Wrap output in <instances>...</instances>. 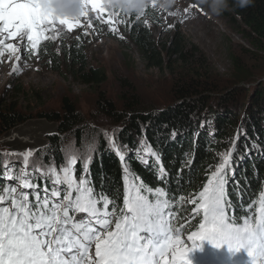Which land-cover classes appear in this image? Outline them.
Wrapping results in <instances>:
<instances>
[{
    "label": "snow or ice",
    "instance_id": "6c2138e0",
    "mask_svg": "<svg viewBox=\"0 0 264 264\" xmlns=\"http://www.w3.org/2000/svg\"><path fill=\"white\" fill-rule=\"evenodd\" d=\"M121 2L134 4L138 0ZM220 2L215 0L217 5ZM79 3V14L70 17L55 14L51 0H0V58L6 53L8 60L14 57L12 74H18L22 63L26 66L25 56L39 59L42 42L57 39L59 26L70 33L82 26L83 17L88 28L95 30L89 7L112 32L118 30L116 23H124L115 19L117 12L108 11L113 0ZM106 11L108 17L102 20ZM8 40L14 43H6ZM109 143L123 163L125 156L114 138H109ZM142 147L144 162L149 156L160 162L150 145ZM235 150L233 143L201 190L191 194L187 203L195 207L179 226L174 223L178 217L175 194L137 183L127 166L123 168L121 203L119 197L97 193L89 179L92 156L84 162L79 179L75 155L57 166L30 160L33 152L29 150L23 153L18 170L15 162L6 160L4 177L9 183L0 185V264H190L187 254L202 240L217 248H244L250 264H264V192L248 205L242 222L227 210L226 186ZM165 171L159 168V174ZM195 217L202 218L185 240L182 234Z\"/></svg>",
    "mask_w": 264,
    "mask_h": 264
},
{
    "label": "rangeland",
    "instance_id": "374dc122",
    "mask_svg": "<svg viewBox=\"0 0 264 264\" xmlns=\"http://www.w3.org/2000/svg\"><path fill=\"white\" fill-rule=\"evenodd\" d=\"M125 8L133 10L128 12L136 16V20L147 24L150 37L159 47L166 64L160 69L153 68L123 36L120 23L115 24L116 32L110 31L109 25L97 20V13L90 7L88 16L95 24V30L89 29L87 20L81 17V27L69 33L64 26H59L60 36L49 41L58 50L63 39L76 36L82 40L77 46L83 50L88 69H99L104 73L100 83L88 84L74 76V69L62 65V59L44 60L41 56L39 59L25 56L26 66L22 63L18 74H12L15 59L8 60L6 53L0 58V113H14L24 121L0 137V163L11 160L18 170L23 153L29 150L33 152L30 160L36 163L55 162L46 155L53 146L50 137L58 135L59 125L39 117L48 113L61 114L64 103L75 107L82 122L76 130L60 136V165L66 163L70 155H75L79 161L75 169L83 171L87 158L92 156L94 160L97 157L101 140L118 156L109 138L115 140L123 134L129 119L124 117L116 124L115 120L100 114L98 103L110 102L120 113L128 107L134 109L133 113L149 112L143 113L149 114L146 119H157L159 116L155 113L177 109L173 106L176 93L189 86L217 103L220 94L240 89L243 92L238 94L237 100L239 106H244L242 111L247 105L243 102L253 96L261 83L264 85V48H257L246 38L249 29L226 3L217 10L214 0H154V6L153 0H146L142 9ZM122 9L112 7L108 11L118 13ZM185 9H188L187 13ZM107 17L106 11L101 19ZM85 31L89 34L85 35ZM68 43V40L64 42ZM214 80L217 85L211 83ZM198 94L189 98H196ZM210 106L216 107V104ZM249 109L250 106L248 112ZM129 114L125 110V115ZM250 114L262 119L264 102L257 103L254 113ZM214 130L220 132L217 126ZM123 153L129 157L125 151ZM220 158L221 162L223 157ZM2 178L8 182L4 168L0 171V181ZM34 180L40 182L35 177ZM182 238L187 240L183 234ZM210 246L214 249V258L222 262L228 259L233 263L247 252L244 248L230 250L227 245L217 248L210 243Z\"/></svg>",
    "mask_w": 264,
    "mask_h": 264
},
{
    "label": "trees",
    "instance_id": "16d2710c",
    "mask_svg": "<svg viewBox=\"0 0 264 264\" xmlns=\"http://www.w3.org/2000/svg\"><path fill=\"white\" fill-rule=\"evenodd\" d=\"M225 3L249 29V32L245 33L246 38L257 48L263 49L264 0H226ZM128 11L133 12L123 8L117 15L118 21H124L119 25L123 36L153 68H162L166 60L161 57L159 47L150 37L147 24L136 20V16ZM66 40L70 43L64 44ZM79 42L82 40L76 36L68 37L63 39V44L56 50L49 40L44 41L39 56L44 60L62 59V65L74 69V76L81 77L88 84L100 83L104 80V73L99 69H88L83 50L77 46ZM211 83L217 85L215 80ZM242 92L239 89L220 94L217 103L214 99L209 100L210 97L202 92L198 94L193 87H182L174 99L173 106L177 109L168 113H155L159 117L151 120L145 118L149 112H143L149 113L148 115L133 113L134 109L128 107L125 110L130 114L126 116L125 110L121 113L115 111L110 102L98 103L100 114L115 120L116 124L124 120V117L129 119L124 121L126 129L123 134H119L115 139L121 154L125 156L123 163L119 155L116 156L110 151L107 143L102 140L99 143L98 155L90 164L89 174L97 193L103 191L109 196L119 197L122 203L123 168L127 166L134 177L138 178L137 183H143L152 189L163 187L170 194H175L178 217L174 223L179 226L186 222L195 207L187 203V200L192 198L191 194L201 190L210 173L222 163L220 156L223 157L235 143L236 150L228 172L226 202L229 215L242 221L248 205L258 198L260 192H264V115L262 119H256V116L250 114L254 113L257 103L264 102V85L261 83L253 96L243 102L247 105L241 111L244 106H239L237 96ZM195 94H198L196 98H189ZM213 103L216 107L210 106ZM39 118L59 125L58 135L50 137L53 146L49 154L46 152V157H52L55 163L60 165V136L76 130L82 122L80 116L73 105L64 103L61 114L48 113ZM221 120L223 122L220 123ZM23 121L14 113H0V137ZM216 126L219 133L214 130ZM226 136L229 137L224 141ZM142 145H150L160 157V162L153 156H149L147 162H144ZM160 167L166 170L163 175L159 174ZM2 168L3 163H0V171ZM82 174V170H76L77 179ZM181 196L184 197L183 201L180 200ZM201 218L193 219L190 226L185 228V234L195 231Z\"/></svg>",
    "mask_w": 264,
    "mask_h": 264
},
{
    "label": "clouds",
    "instance_id": "9594fccd",
    "mask_svg": "<svg viewBox=\"0 0 264 264\" xmlns=\"http://www.w3.org/2000/svg\"><path fill=\"white\" fill-rule=\"evenodd\" d=\"M225 2L226 0H221L220 4L217 5L214 0V6L218 10V8L223 6ZM145 3L146 0H138V2L134 4L123 3L121 0H113V4L111 6L119 8L131 7L139 10L144 7ZM51 7L53 8L55 14L70 17L78 15L81 10L79 0H51Z\"/></svg>",
    "mask_w": 264,
    "mask_h": 264
},
{
    "label": "bare ground",
    "instance_id": "6f19581e",
    "mask_svg": "<svg viewBox=\"0 0 264 264\" xmlns=\"http://www.w3.org/2000/svg\"><path fill=\"white\" fill-rule=\"evenodd\" d=\"M14 137H18V136H14ZM14 137H13V138H14ZM38 140H39V139H38ZM201 248L204 249V250H206V247H204V246H202Z\"/></svg>",
    "mask_w": 264,
    "mask_h": 264
}]
</instances>
